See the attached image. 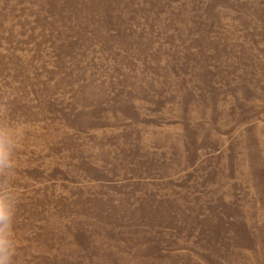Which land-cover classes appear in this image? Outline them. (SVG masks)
<instances>
[{
    "label": "rangeland",
    "instance_id": "obj_1",
    "mask_svg": "<svg viewBox=\"0 0 264 264\" xmlns=\"http://www.w3.org/2000/svg\"><path fill=\"white\" fill-rule=\"evenodd\" d=\"M0 264H264V0H0Z\"/></svg>",
    "mask_w": 264,
    "mask_h": 264
}]
</instances>
